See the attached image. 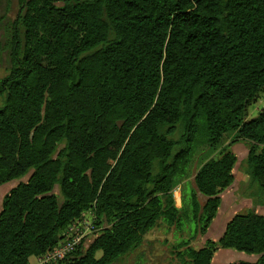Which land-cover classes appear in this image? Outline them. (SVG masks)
<instances>
[{
    "label": "trees",
    "instance_id": "obj_1",
    "mask_svg": "<svg viewBox=\"0 0 264 264\" xmlns=\"http://www.w3.org/2000/svg\"><path fill=\"white\" fill-rule=\"evenodd\" d=\"M17 1L0 79V185L27 179L1 201L0 264H28L85 211L100 229L52 264H115L160 218L178 228L174 188L196 147L228 133L249 143L245 171L264 193V106L246 119L264 92V0ZM236 160L223 146L193 174L200 233ZM177 245L182 264H211L219 248L258 255L228 264H264V213L234 214L199 248Z\"/></svg>",
    "mask_w": 264,
    "mask_h": 264
},
{
    "label": "rangeland",
    "instance_id": "obj_2",
    "mask_svg": "<svg viewBox=\"0 0 264 264\" xmlns=\"http://www.w3.org/2000/svg\"><path fill=\"white\" fill-rule=\"evenodd\" d=\"M20 5L17 0H0V41L3 49L0 52V79L7 73L11 66L10 51L6 46L9 38V30L13 25ZM4 104V97L0 96V107ZM264 106V92H261L257 100L247 106L246 119H251L257 115L259 110ZM234 133L224 135L221 143L213 148H208L205 145L196 147L192 159L190 160L189 172L185 178L174 188L173 197L175 205L182 207L181 224L177 228L175 225L167 224L160 218L156 224L144 235L142 244L135 250L120 257L115 264H182L177 256V250H182L178 247L181 240H188L189 245L194 248H199L203 245L206 239H218L221 235L225 223L236 213H242L248 209H255L259 213H264V193L251 183V179L246 173L245 158L248 152L249 143L245 140H233ZM223 146L229 147L237 156L236 163L233 168L235 180L221 194V202L217 209L215 217L207 227L205 233L199 232L201 226L200 220H195L191 207V194L194 190L193 174L197 168L206 159L216 157ZM27 176L21 179L11 180L0 185V207L5 191L10 187L15 186L20 180L25 181ZM54 192L60 196L58 186L54 188ZM199 203L202 205L206 197L202 194H197ZM94 233L88 235L84 239L86 246ZM223 248H219L214 253L211 260L215 262L218 254H222ZM248 255L242 260L254 261L252 256ZM96 257L101 255L98 250L95 253ZM218 260V259H217ZM240 261L239 258H234L229 262ZM28 264H36V256H30Z\"/></svg>",
    "mask_w": 264,
    "mask_h": 264
},
{
    "label": "built area",
    "instance_id": "obj_3",
    "mask_svg": "<svg viewBox=\"0 0 264 264\" xmlns=\"http://www.w3.org/2000/svg\"><path fill=\"white\" fill-rule=\"evenodd\" d=\"M94 219L95 215L91 211L83 212L67 226L62 233V238L53 247L36 256V264L56 263L76 250L88 235L100 229L94 224Z\"/></svg>",
    "mask_w": 264,
    "mask_h": 264
},
{
    "label": "crops",
    "instance_id": "obj_4",
    "mask_svg": "<svg viewBox=\"0 0 264 264\" xmlns=\"http://www.w3.org/2000/svg\"><path fill=\"white\" fill-rule=\"evenodd\" d=\"M233 175H234V172H233ZM234 180H235V175H234ZM233 180V181H234ZM233 183V182H232ZM232 185V184H231ZM230 185V186H231ZM13 187V186H12ZM11 188V187H10ZM9 188V189H10ZM8 189V190H9ZM227 189V188H226ZM225 189V190H226ZM8 190L7 191H5V193H4V195L6 194V192H8ZM224 190V191H225ZM223 191V192H224ZM222 192V193H223ZM221 193V194H222ZM221 194H220V197H221ZM3 195V196H4ZM227 223V222H226ZM226 223H225V225H226ZM225 225H224V228H225ZM224 228H223V231H224ZM222 231V232H223ZM222 234V233H221ZM223 252H222V254H218V256H217V259H216V261L215 262H212V264H228V263H230L229 261L230 260H232V259H234V258H239V260H242L243 258H246L248 255H246V254H244V252H240V251H236V250H233V249H227V248H223V250H222ZM252 258V260H257V258H258V255L257 254H254V256H252L251 257ZM251 262H253V261H251Z\"/></svg>",
    "mask_w": 264,
    "mask_h": 264
}]
</instances>
